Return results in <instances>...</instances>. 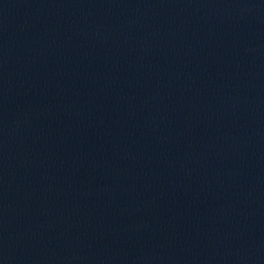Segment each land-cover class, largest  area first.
<instances>
[{"label": "water", "instance_id": "1", "mask_svg": "<svg viewBox=\"0 0 264 264\" xmlns=\"http://www.w3.org/2000/svg\"><path fill=\"white\" fill-rule=\"evenodd\" d=\"M0 264H264V0H0Z\"/></svg>", "mask_w": 264, "mask_h": 264}]
</instances>
